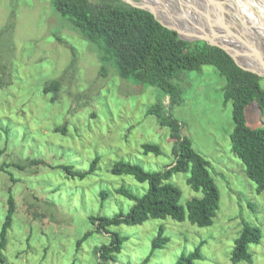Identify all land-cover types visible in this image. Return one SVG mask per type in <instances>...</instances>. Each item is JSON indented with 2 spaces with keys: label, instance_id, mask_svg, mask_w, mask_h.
I'll list each match as a JSON object with an SVG mask.
<instances>
[{
  "label": "rangeland",
  "instance_id": "obj_1",
  "mask_svg": "<svg viewBox=\"0 0 264 264\" xmlns=\"http://www.w3.org/2000/svg\"><path fill=\"white\" fill-rule=\"evenodd\" d=\"M255 1L253 8L264 21V8ZM174 2L190 14L182 0ZM165 3L171 5L169 0ZM244 11L255 26V15ZM185 18L210 29L205 21ZM257 41L264 44V35L252 34L249 40L262 51ZM100 68L95 47L54 11L51 0H0V165H9L0 171V230L7 201L10 197L14 201L3 251L7 263L99 264L95 251L107 245L110 236L94 232L89 218L126 214L133 202L116 194L121 187L139 197L148 190L147 183L130 175H113V165L127 162L162 171L174 162L172 133L147 114L161 104L181 123V135L189 137L208 161L220 192L219 209L206 227L170 217L110 227V233L127 238L116 263L110 264H140L160 229L169 242L152 254L149 264H175L182 253L198 245L201 259L195 264H232L235 240L247 223L257 226L262 238L249 246L251 263L239 264H264V192H257L232 151V103L223 99L225 79L212 66L181 72L174 83L182 91V102L170 108L157 88L120 79L111 65L102 76ZM53 81H59L58 89L46 92ZM260 83L264 89V78ZM245 114L250 128H264L256 103ZM145 144L159 146L161 154H146ZM96 158L95 169L84 178L64 170L69 166L74 172H88ZM188 177L189 173H178L170 181L181 191L180 205L185 209L191 199L202 198L189 187ZM102 192L107 193L105 198ZM87 232L93 233L78 245Z\"/></svg>",
  "mask_w": 264,
  "mask_h": 264
},
{
  "label": "trees",
  "instance_id": "obj_2",
  "mask_svg": "<svg viewBox=\"0 0 264 264\" xmlns=\"http://www.w3.org/2000/svg\"><path fill=\"white\" fill-rule=\"evenodd\" d=\"M51 7L65 18L84 40L95 47L101 65L100 74H107V67L115 68L120 79L152 86L168 99L172 108L182 102V91L174 83L183 71L197 72L204 66H212L225 79L223 87L224 102L232 103L233 130L230 135L233 153L245 166L249 180L256 185L258 193L264 192V128H250L246 120V108L254 103L264 115V89L258 75L241 69L222 49L205 42H186L180 40L175 31L163 27L149 12L134 8L121 0H51ZM59 81H53L45 88L46 92L56 91ZM154 115L159 125L168 127L174 138L172 155L174 162L162 171H146L138 164L117 162L111 173L116 176L130 175L139 183H147L148 190L137 196L127 188L121 187L116 194L133 202L126 214L120 213L112 218L90 217L94 232L110 236V242L96 249L99 264L116 263L126 237L110 233V227L122 225H142L150 219H165L183 222L186 219L199 227L210 226L219 209L220 192L210 171L208 161L198 153L189 137L181 135L182 125L173 118L170 110L161 104L147 111ZM146 154H161L157 145L145 144ZM3 150L0 149V158ZM32 161L31 164H42ZM98 158L91 163L88 172H74L66 166L64 170L72 177L84 178L96 167ZM22 169L20 165H12ZM9 165L1 164L0 171ZM189 173L187 184L202 193V198L188 201L186 209L180 205L181 191L170 181L174 174ZM101 196L105 198L106 192ZM8 209L0 230V264H8L3 254L7 245L8 231L14 215V201H7ZM93 232L85 233L77 242L80 245ZM262 238L261 230L249 223L235 240L231 255L232 264L251 263L249 246L258 244ZM169 239L163 236V229L153 239L149 255L140 264H149L152 254L162 249ZM201 259V245L190 253H182L175 264H195Z\"/></svg>",
  "mask_w": 264,
  "mask_h": 264
},
{
  "label": "water",
  "instance_id": "obj_3",
  "mask_svg": "<svg viewBox=\"0 0 264 264\" xmlns=\"http://www.w3.org/2000/svg\"><path fill=\"white\" fill-rule=\"evenodd\" d=\"M121 1L134 8L149 12L163 27L175 31L180 40L186 42L200 41L205 42L210 46L218 47L226 52L241 69L254 73L260 78H264V73H261V71L258 69L259 65L256 66L255 63L260 62L261 64H264V54L254 49L253 45L251 46L249 44L251 32L254 31V24L248 22L245 14L247 12L244 11L245 7L247 9L249 8L255 15L258 24H260V26H264V22L259 19L260 17L253 8L252 2L255 0H189V3H192L190 5V9L194 8L192 13L196 19H206L209 26L212 25L219 29V32H212L208 28H198V26L194 24L199 29L200 34H182L177 28L166 24L160 16L155 14L154 11L141 5V2H135L134 0ZM238 2H240L244 7L241 8ZM199 4H202V6ZM232 21H235L237 25L230 26V22ZM221 22H226L230 26V31L222 30ZM230 37H234L237 40L235 41L237 42V45H232L230 42L225 41L226 38ZM247 48L249 50L246 51V53L240 51L241 49ZM253 59L257 61L254 62Z\"/></svg>",
  "mask_w": 264,
  "mask_h": 264
},
{
  "label": "bare ground",
  "instance_id": "obj_4",
  "mask_svg": "<svg viewBox=\"0 0 264 264\" xmlns=\"http://www.w3.org/2000/svg\"><path fill=\"white\" fill-rule=\"evenodd\" d=\"M169 1L171 2L170 6L165 3V0H142L141 5L147 7L148 9H150L152 11H154L155 14L157 16H160L162 18V20L166 24L177 28L182 34H194V33L195 34H200V31L198 29L199 28L198 22L196 24L198 26V28H197V26H195L193 23L189 22L185 18V16H189V17H192V18L196 19V17L192 13L194 8L190 9V7H191L190 5L192 3H189V0H182L188 6V8L190 9V11H189L190 14H188V12L186 11L187 7L181 6V8H180L174 2V0H169ZM254 3H255V5L259 6L257 1H255ZM260 3L262 4L260 6L264 8V1L260 0ZM182 7H185V9L182 8ZM244 9H247V8L245 7ZM247 11L250 12L249 8L247 9ZM170 13L173 14V18L170 17V15H171ZM263 15H264V12H263ZM201 20L205 21L207 23V25H208V22L206 21V19H201ZM233 25H237V24H230V26H233ZM230 26L229 25H221L222 30H226ZM209 27H210V30L212 32H214V31L219 32V29L217 27H214L212 25H210ZM253 29H254V31L251 32V35L252 34L264 35L263 34L264 26H260L259 24H255ZM210 34H212V33H210ZM257 40H259V39L257 38ZM225 41L230 42V44H232V45H237V42H235L237 40H232L231 37L230 38H226ZM257 44L259 45L258 47L262 50V51H260V50L259 51L264 54V44H262L261 42H258ZM232 47H235V46H232ZM248 50L249 49L247 48V49H241L240 51L246 53V51H248ZM263 57H264V55H263ZM253 61L255 62L257 60L253 59ZM255 63H256V66L259 65L258 69L261 71V73H264V64L263 63L261 64L260 62H259L260 64L257 63V62H255Z\"/></svg>",
  "mask_w": 264,
  "mask_h": 264
}]
</instances>
